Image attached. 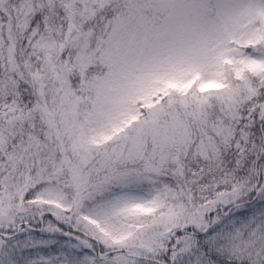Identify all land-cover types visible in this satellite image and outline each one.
I'll return each mask as SVG.
<instances>
[{
  "label": "snow or ice",
  "instance_id": "snow-or-ice-1",
  "mask_svg": "<svg viewBox=\"0 0 264 264\" xmlns=\"http://www.w3.org/2000/svg\"><path fill=\"white\" fill-rule=\"evenodd\" d=\"M0 264H264V0H0Z\"/></svg>",
  "mask_w": 264,
  "mask_h": 264
}]
</instances>
